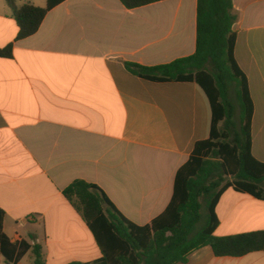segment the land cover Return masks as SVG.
I'll list each match as a JSON object with an SVG mask.
<instances>
[{"label": "crops", "instance_id": "obj_1", "mask_svg": "<svg viewBox=\"0 0 264 264\" xmlns=\"http://www.w3.org/2000/svg\"><path fill=\"white\" fill-rule=\"evenodd\" d=\"M28 3L44 8L47 0H16ZM232 3L234 55L254 104L252 154L264 163V0ZM197 5L164 0L129 10L120 0H67L17 41L12 10L0 0V48L13 46L12 58H0V208L12 243L39 245L45 264L101 260L63 195L77 180L101 188L138 226L167 210L179 170L211 136L210 101L195 82L149 81L127 64L192 56ZM215 212L218 237L264 231V199L229 188ZM187 264H264V252L218 258L207 246Z\"/></svg>", "mask_w": 264, "mask_h": 264}, {"label": "trees", "instance_id": "obj_2", "mask_svg": "<svg viewBox=\"0 0 264 264\" xmlns=\"http://www.w3.org/2000/svg\"><path fill=\"white\" fill-rule=\"evenodd\" d=\"M6 1L19 28V41L36 34L46 15L67 0H47L44 8ZM120 1L133 10L164 0ZM237 20L232 0H198L196 52L192 56L156 67L127 64L132 74L149 81L197 83L210 101L211 136L196 144L190 160L177 174L169 207L150 225L129 221L97 185L77 180L67 187L64 197L82 215L103 256L96 262L71 264H187L190 254L207 246L218 258L264 252V231L215 235L219 225L216 205L226 190L234 188L264 199V163L253 156L251 146L254 104L247 77L234 55ZM12 56V45L0 48V58ZM231 90L235 91L241 118L234 138ZM202 200L208 215L198 229L203 219ZM5 215L0 208V256L5 263L19 264L32 250L34 264H45L39 245L11 242L4 232Z\"/></svg>", "mask_w": 264, "mask_h": 264}, {"label": "rangeland", "instance_id": "obj_3", "mask_svg": "<svg viewBox=\"0 0 264 264\" xmlns=\"http://www.w3.org/2000/svg\"><path fill=\"white\" fill-rule=\"evenodd\" d=\"M229 99H230V102L232 103V105L234 107V111H233V114H234L233 118L234 119H233V121L236 123L235 132L234 131L232 132V138H234L235 133L240 131V121H241L240 109H239V106H238V102H237L236 94H235L234 90H231ZM227 179L228 180H233L231 178H225V180H227ZM202 204H203V219L200 222V224L198 225V229H201L205 225L206 218H207V215H208V211H207L206 204H205L204 200H202ZM0 264H5V262H4V260L2 259L1 256H0ZM22 264H34V254H33V252H31L28 256H26V258L23 260Z\"/></svg>", "mask_w": 264, "mask_h": 264}]
</instances>
